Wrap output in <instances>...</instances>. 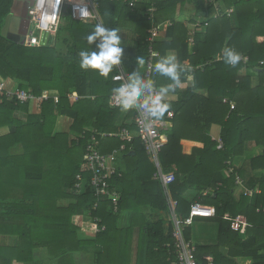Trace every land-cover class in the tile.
Returning a JSON list of instances; mask_svg holds the SVG:
<instances>
[{"label":"trees","instance_id":"trees-1","mask_svg":"<svg viewBox=\"0 0 264 264\" xmlns=\"http://www.w3.org/2000/svg\"><path fill=\"white\" fill-rule=\"evenodd\" d=\"M132 1L134 8L123 0H100L102 24L119 30L126 19L137 20V56L147 61L148 30L153 24L146 12L155 6L157 20L164 16L173 21L165 26L171 41L155 44L160 52L155 63L175 50L183 69L181 83L189 75L194 79L186 91L174 88L178 100L167 103L164 114L173 112L174 117L160 161L164 172L175 174V181L165 190L154 179V161L136 138L126 143L125 171L111 179L120 193L118 213L113 212L111 201L95 195L88 172L83 173V191L75 192L91 129L100 133L134 129V124L121 119L127 111V117H135V110H124L112 100V90L119 87L113 81L117 65L107 77L79 67L81 50H98L87 43L96 23L74 20L67 11L46 46L27 47L2 35L14 0H0V77L18 82L21 90L35 96L47 91L59 98L58 103L53 98L42 102L39 111L32 112L33 103L11 100L0 90V130L7 131L0 134V264H78L76 255L88 256L83 264H174L170 201L180 221L189 217L194 203L216 210L214 218L195 220L217 227L216 240L209 245L200 243L193 224L183 226L184 239L195 244L199 262L207 264L205 258L212 257L213 264H264V0ZM189 4L208 12L206 30L195 36L192 54L188 30L174 20L179 5ZM217 9L220 14L215 17ZM230 9L237 24L233 14L226 15ZM59 42L64 45L60 50ZM225 49L248 60L228 65L223 59ZM125 67L135 71L129 63ZM153 77L160 87L172 83L154 71ZM73 93L79 96L77 102H72ZM62 116L73 120L69 132L57 131ZM213 125L222 129V146L210 134ZM186 139L202 147L186 155L181 143ZM103 142V153L125 143L121 138ZM250 145L258 150L252 157L246 154ZM240 159L246 160L242 165L248 169L239 166ZM245 189H260L261 194L247 197ZM192 190L196 196L188 199L186 193ZM62 200L74 202L61 207ZM146 209L155 213L149 219ZM162 211L170 220L160 215ZM85 215L91 223L82 227L73 223V217ZM226 215L243 216L251 227L241 235L231 229ZM95 221L105 230L92 229ZM84 233L94 238L86 239ZM4 235L17 237L18 244L2 245Z\"/></svg>","mask_w":264,"mask_h":264},{"label":"built area","instance_id":"built-area-1","mask_svg":"<svg viewBox=\"0 0 264 264\" xmlns=\"http://www.w3.org/2000/svg\"><path fill=\"white\" fill-rule=\"evenodd\" d=\"M99 1L100 0H34L28 8L30 27L24 38V45L27 47L40 46L42 44V34L48 35L49 41V38L58 32L62 17L67 11L71 13L74 20L88 24H102L98 13ZM123 1L128 3L131 8L135 7L134 1ZM81 9H85V11L81 12ZM216 12L215 17H218L220 10L217 9ZM233 12V9L227 10L226 15L231 17ZM156 13L157 8L155 6H152L146 12V16L153 23V25L148 31L149 36L147 38V43L149 45V56L144 72V79L152 80L154 82V91L151 93L145 92L144 95L139 98L137 106L134 107L136 113L134 117L136 135H132V133L125 128L119 133H100L97 130H91V137L87 142L81 171L77 175L74 186L75 192L81 193L85 187L83 173H90V183L95 195L98 198H107L111 201V208L114 213H118L119 211L120 193L112 187L111 179L116 175L121 174L118 157L120 154L125 152L126 145H122L119 150H115L111 153H103L101 151V141L103 138L120 137L128 143H132L134 139L139 138L147 154L155 163L156 173L154 175V179L159 181L165 190H167L168 186L175 181V174L172 172H164L160 161L161 154L168 143L167 131L170 123L167 120L172 119L174 117V113L169 112L167 114V120H155L153 117L148 115L147 109L139 107V104H142L148 96L159 95V86L153 77L155 60L160 56V53L155 49V44L165 26L155 24ZM241 60L247 61L248 59L241 57ZM262 64L264 65V63ZM117 69L118 72L113 76V81L118 83L120 86L122 83L127 82L129 74L124 70L122 61L120 65H117ZM0 90L5 92L7 97L11 100H16L22 103H35L38 107H40L42 102L48 101L50 98H53L56 103L59 102L58 97H51L49 93L41 96H35L31 91L21 90L20 88H11L5 80L0 81ZM112 100L116 106H120L116 102L114 95H112ZM164 101L165 99L163 96L162 102L164 103ZM234 108L235 107L232 106V109ZM219 141L222 146L221 140ZM237 184L239 186H243L240 179H238ZM254 194H261V190H244V195L247 197H252ZM170 205L172 209V220L175 228L174 237L176 239V261L174 264H204L198 261L197 248L195 244L192 241L184 239L183 226L192 225L196 218H214L216 216V210L209 206L194 203L191 205L189 217L184 221H180L175 214V203L170 201ZM226 219L231 221V228L242 235H244L248 227H251L243 216H238L232 219L226 217ZM99 223V221L93 222L92 227L96 232H102L105 230V227H101ZM205 260L207 261V264H213L212 257H206Z\"/></svg>","mask_w":264,"mask_h":264},{"label":"crops","instance_id":"crops-1","mask_svg":"<svg viewBox=\"0 0 264 264\" xmlns=\"http://www.w3.org/2000/svg\"><path fill=\"white\" fill-rule=\"evenodd\" d=\"M207 16H208V12L207 11L197 10V8L195 6L190 5V4L186 5L184 7L179 5L178 10H177L176 14L174 15V18H175L174 20L179 22V23H181L188 30V33H189V36H190V39H189V42H190L189 43L190 44L189 45L190 54H192L193 47L195 46V36L197 34H203L205 32V30H206V27L204 25H207V23H205L206 19H207ZM155 22H156L155 24L163 25V26H166V24L169 25V24L173 23V21H171V20H166L164 18V16H160V18L157 20V13H156V17H155ZM14 29H15V32H19L21 30L23 31L25 29V27L22 26V25H20V26L19 25H16V26L14 25V27L12 28V32H14ZM139 29H140V27H139V24L137 23V20L134 21V20L126 19L125 25H123L118 30V32H119V35L121 37V47H123V49H124L123 57H122V60H121L124 70L129 75L131 74L130 72L127 71V69L125 67V63H129L130 66L135 68V71L138 72L141 75V77H143L145 69H146V62L147 61L144 58L145 63L143 65H138L137 64V57H138L137 56V43H138V36H139L138 35V31H139ZM9 33L10 32L8 31V34ZM168 41H171V40H170V38L167 37V31H166V28H164L161 31L157 42H168ZM168 55H174L177 58V61H178V53L175 50H169L167 52L166 56H168ZM186 65H187V63H186ZM191 70H192V68L190 69V71ZM2 80H5V79H2L0 77V81H2ZM5 81L7 82L8 86H10L11 88H19V83L18 82L13 81L11 79H7ZM193 85H194L193 76L189 75L187 81L184 82V83H181V85L178 86L179 87V91H186L189 88H192ZM43 94H48V92L45 91V92H43ZM178 97H179L178 94L173 89L167 95L164 96V99H165L164 103L176 102L178 100ZM71 99H72V102H77L78 99H79V96L77 95V93H73L71 95ZM31 105H32L31 106V108H32L31 111L32 112H36V108L37 107H36L35 103H33ZM132 109H134V108H132ZM128 113L129 112L127 111L126 112V118L124 116V118H122L121 120H124L123 121L124 124H127V125L131 126V125L134 124V117L133 116L132 117H127ZM18 116L21 119L22 118L25 119L23 114H18ZM65 118L69 120V130H67V129L63 130V131L58 130L60 128V126H61V123L63 122V120ZM162 119L163 120H167V116H163ZM170 120L171 119L167 120L170 123L169 124V129H171V127L173 126V124H172V122ZM72 123H73V120L71 118H68L66 116L60 117L59 120H58V123H57V126L59 127V128H57V131L58 132H68V131H70V127H71ZM133 126H134V129H128V128H125V129L129 130L132 133V135L135 136L136 135V127H135V125H133ZM61 127H63V126H61ZM91 130H93V129H91ZM5 131H6V129H5ZM221 131H222V129L218 125H213L210 128V134L212 135V138L214 140H219L220 139ZM109 138H120V137H106V138H103L102 141H101V147H102V144H104L103 141L106 142V139H109ZM122 140H124V139H122ZM124 141H125V143L122 144V145H126V148H127V144H130V143H128L126 140H124ZM181 143H182V146H183V152L186 155H190L194 148H201L202 147L200 143H198L196 141H193V140H187L186 139V140H183ZM121 146L119 148H117V149L112 150L111 152H113L115 150H119L121 148ZM123 156L124 155L122 153L118 157L119 158V167H120V172L121 173L123 171H125V165H124V162H123ZM154 165H155V163H154ZM195 196H196V192L193 191V190L186 193V197L188 199H192ZM73 202H74L73 200H62V201L59 202V206L67 207L68 205H70ZM212 208H214V207H212ZM144 212H145V215H146L147 219H149V217H150L149 215L155 214L153 211L151 212L150 210H147V209ZM159 213L161 214L162 212H159ZM171 213H172V209H171ZM226 217H229V218L232 219V217L229 216V215H226ZM165 220H167V219H165ZM195 220H194V223H193V227L195 226V228H196V231H197L196 234L198 235L199 239L201 240V244L202 245H209L212 242H214L216 240V236H217V227H211V226H209V225H207L205 223H197L196 224ZM72 221L78 227H82L84 224H89V223L92 222L91 217L89 215L75 216V217H73ZM248 228H250V227H248ZM247 229H246V231H247ZM137 231H138V229H137ZM246 231H245L244 234H246ZM84 235H85L84 237L86 239L94 238V236L92 234H85L84 233ZM137 241H138V236H136V242ZM1 244L5 245V246H16L18 244V239H17V237H14V236L4 235V236H1ZM91 251L94 252L93 249ZM39 255H40V253H38V256ZM87 257L88 256L84 257L83 255H76V262H78V264H83L85 261L89 260ZM245 261H246V263L250 262L249 259H246ZM13 264H22V263L14 262Z\"/></svg>","mask_w":264,"mask_h":264},{"label":"clouds","instance_id":"clouds-1","mask_svg":"<svg viewBox=\"0 0 264 264\" xmlns=\"http://www.w3.org/2000/svg\"><path fill=\"white\" fill-rule=\"evenodd\" d=\"M83 11L85 9H81V12ZM97 41H99L98 44L96 43ZM87 43L89 45L95 44L98 50L91 52L81 50L79 52V67L82 70H95L100 76L107 77L112 71L113 66L121 64L124 49L121 47V37L117 29L97 24L94 30L87 36ZM223 59L226 64L235 67L241 60V56L231 49H225ZM144 63V58L138 56L137 64L143 65ZM153 71L167 77L172 83L159 87V95L148 96L142 104H139V107L147 109L150 117L160 120L169 109V105L162 102V97L175 87L181 85L180 72L183 69L174 55H168L155 63ZM153 91L154 82L152 80H145L136 71L129 75L127 82L112 90L116 102L124 110L134 108L137 106L139 98L145 92L151 93Z\"/></svg>","mask_w":264,"mask_h":264},{"label":"water","instance_id":"water-1","mask_svg":"<svg viewBox=\"0 0 264 264\" xmlns=\"http://www.w3.org/2000/svg\"><path fill=\"white\" fill-rule=\"evenodd\" d=\"M34 0H14L13 6L11 8L10 14L7 16L5 25L2 29V35L9 39L10 41L24 45V38L28 33L30 23L28 17V8ZM14 25H22L25 27V31L21 30L19 32H12ZM8 31L10 32L8 34ZM48 42V35L42 34V44L41 46H46Z\"/></svg>","mask_w":264,"mask_h":264},{"label":"rangeland","instance_id":"rangeland-1","mask_svg":"<svg viewBox=\"0 0 264 264\" xmlns=\"http://www.w3.org/2000/svg\"><path fill=\"white\" fill-rule=\"evenodd\" d=\"M233 22L234 23H236L237 24V20H236V16H235V13L233 14ZM49 39H51V38H49ZM48 44V43H47ZM61 46H64V45H62V43L61 42H59V44H58V50H60V47ZM252 77H255V76H252ZM36 105V112L37 111H39V108L40 107H38V105L37 104H35ZM65 121V122H64ZM61 126H63V127H61ZM61 126H60V128L57 126V128H59L58 130H61V131H63V130H69V120L68 119H64L63 120V122L61 123ZM7 131H5V130H0V134H4V133H6ZM69 132V131H68ZM256 151H258L257 149H255L253 146H249L248 147V150H247V153L246 154H248V157H252V156H254V154L256 153ZM246 159H249V158H246ZM79 161L81 162V158L79 159ZM244 161H246V160H244V159H240L239 160V166H243L242 164L244 163ZM243 168H245V169H248L247 167H245V166H243ZM160 215H163V217L165 218V219H167V220H170V216L167 214V212H163L162 211V213L160 214ZM171 215H172V213H171ZM167 222H169V221H167ZM199 242H200V240H199ZM201 243V242H200Z\"/></svg>","mask_w":264,"mask_h":264},{"label":"flooded vegetation","instance_id":"flooded-vegetation-1","mask_svg":"<svg viewBox=\"0 0 264 264\" xmlns=\"http://www.w3.org/2000/svg\"><path fill=\"white\" fill-rule=\"evenodd\" d=\"M30 23V22H29Z\"/></svg>","mask_w":264,"mask_h":264}]
</instances>
